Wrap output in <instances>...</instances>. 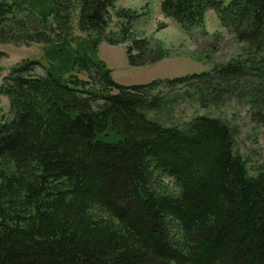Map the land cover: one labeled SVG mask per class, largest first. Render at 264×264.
<instances>
[{
  "label": "trees",
  "instance_id": "16d2710c",
  "mask_svg": "<svg viewBox=\"0 0 264 264\" xmlns=\"http://www.w3.org/2000/svg\"><path fill=\"white\" fill-rule=\"evenodd\" d=\"M117 1L0 0V43L41 44L46 59L16 64L0 87V264H264V166L250 174L221 117L149 116L188 89L202 106L234 96L264 124V0H162L165 17L218 47L205 30L214 9L239 53L132 85L114 79L102 42L126 45L134 67L169 54L134 38L146 11Z\"/></svg>",
  "mask_w": 264,
  "mask_h": 264
},
{
  "label": "rangeland",
  "instance_id": "374dc122",
  "mask_svg": "<svg viewBox=\"0 0 264 264\" xmlns=\"http://www.w3.org/2000/svg\"><path fill=\"white\" fill-rule=\"evenodd\" d=\"M161 2L162 0L117 1V10L126 8L138 12L146 11V15L134 23V38H147L153 44H160L169 54V57L151 67H134L129 64L125 45L113 46L102 42L99 47V56L113 70V77L117 82L132 85L147 83L158 78H175L200 73L212 69L214 63L226 61L239 53V44L222 25L220 32L214 33L221 34V45L219 43L218 47L212 46L210 44L214 42V38L204 36L201 29H194L190 37L177 21L165 17L162 14ZM209 25H213L211 19ZM120 26L119 18L114 13L108 32L118 31ZM0 50L5 52V56L0 59V87L10 69L23 60H40L46 63L41 44L0 43ZM232 81L233 79L219 80L217 85L226 87L232 84ZM237 81L240 82V80ZM164 93L168 94V90ZM169 96L175 101L174 106L167 105L159 112H149L150 117L165 125L184 127L192 117L199 114L221 117L233 127L236 151L245 157L250 174H256L259 168L264 166V124L253 119L249 106L244 103L240 104L234 96L232 100H226L225 95L223 96L224 101H218L216 104L207 98L205 102L207 105L202 106L199 100L201 94L188 89L181 91L176 89L171 94L169 93ZM9 116L8 96L0 94V121Z\"/></svg>",
  "mask_w": 264,
  "mask_h": 264
},
{
  "label": "crops",
  "instance_id": "0c3cea01",
  "mask_svg": "<svg viewBox=\"0 0 264 264\" xmlns=\"http://www.w3.org/2000/svg\"><path fill=\"white\" fill-rule=\"evenodd\" d=\"M209 16H210V18H209ZM210 19L213 21V25L212 26L209 25V20ZM216 20H218L219 22L218 21L216 22ZM221 28H222V26H221V22H220V19H219V16H218L217 12L214 9L208 10L206 12V15H205V30L209 34H214L216 31L220 32ZM113 46H116V45H113ZM155 64H157V63H155ZM155 64L148 65V66L151 67V66H153ZM140 67H146V66H140Z\"/></svg>",
  "mask_w": 264,
  "mask_h": 264
}]
</instances>
